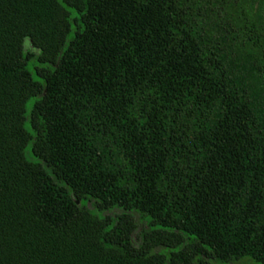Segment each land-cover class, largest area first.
<instances>
[{"label": "trees", "instance_id": "16d2710c", "mask_svg": "<svg viewBox=\"0 0 264 264\" xmlns=\"http://www.w3.org/2000/svg\"><path fill=\"white\" fill-rule=\"evenodd\" d=\"M0 264H264V0H0Z\"/></svg>", "mask_w": 264, "mask_h": 264}]
</instances>
